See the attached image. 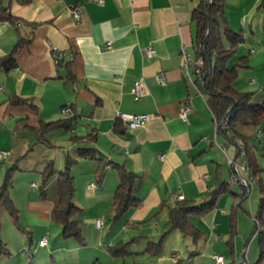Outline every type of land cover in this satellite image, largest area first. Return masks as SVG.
Here are the masks:
<instances>
[{
    "label": "crops",
    "instance_id": "crops-1",
    "mask_svg": "<svg viewBox=\"0 0 264 264\" xmlns=\"http://www.w3.org/2000/svg\"><path fill=\"white\" fill-rule=\"evenodd\" d=\"M198 3L0 0V13L21 22L16 26L0 20V58L12 52L21 36L31 39L15 55V64L0 67V161L18 166L20 159L36 150L43 171L51 161L58 162V169L54 166L61 170L62 156L75 160L70 167L73 199L81 208L77 218L84 237L83 244L65 237L54 219L60 198L58 177L50 178L44 194L35 181L30 185L35 183L39 193L24 182L25 195L11 191L18 220L9 216L12 226L27 233L28 246L5 222L11 234H0L7 252L0 255V264H112L111 247L120 242L129 243L127 257H132L133 264H176L179 259L185 264H219L214 254L223 255V264H264L260 207L264 178L259 189L254 178L246 194L243 186L232 181L228 157L236 156L234 142L217 131L212 96L196 87L184 67L183 47L199 58L197 25L192 18ZM74 9L80 12L79 20ZM225 17L226 24L243 37L235 52L239 58L232 65L238 64L235 86L262 92L264 0H225ZM108 43L111 47H106ZM149 46L156 50L151 58L146 55ZM53 48L64 53L60 65ZM160 72L165 75L163 85L156 80ZM190 73L196 80L193 66ZM138 79L143 80L145 95L135 100L132 88ZM20 98L27 101L18 102ZM185 104L191 107L187 120L180 117ZM65 106L68 114L62 111ZM120 112L148 114L149 120L131 128L119 118ZM68 118L72 119L70 129L58 127L42 134V123ZM236 135L246 138L238 126ZM245 143L250 150L246 139ZM86 149L96 157L83 155ZM2 151L7 152L3 157ZM32 162L22 170L29 171ZM120 167L135 173L139 204L116 220L114 194ZM221 183H225L224 190L210 210L189 214L190 222L200 230L198 237L178 228L169 230L172 207L183 201L212 200V191ZM176 194H183L184 199H176ZM99 218L104 220L101 230L96 226ZM16 235L17 244L11 240ZM163 235L161 251H147L149 243ZM45 236L47 243L40 245ZM97 240L103 247L108 244L110 252L93 247ZM88 246L95 250L86 252ZM13 250L18 255H8ZM28 250H33L31 257L26 256ZM48 254L50 260L42 263L39 259ZM113 261L118 264L117 259Z\"/></svg>",
    "mask_w": 264,
    "mask_h": 264
},
{
    "label": "trees",
    "instance_id": "trees-1",
    "mask_svg": "<svg viewBox=\"0 0 264 264\" xmlns=\"http://www.w3.org/2000/svg\"><path fill=\"white\" fill-rule=\"evenodd\" d=\"M192 18L197 25L196 44L197 56L202 59L201 72L197 74L196 81L201 88L210 94L214 100L219 123L227 120L233 132L236 133V127L239 125L258 126L264 120V99L262 103H254L255 93L252 91H241L235 86L238 76V64L232 67L227 66L228 60L235 54L239 44L243 41V37L239 31L228 26L225 17V0H199V3L192 11ZM1 21H10L16 26H20L21 22L14 19L10 14L0 13ZM20 23V25H18ZM224 40L228 42L225 45ZM31 39L21 36L16 43L12 52L0 58V67L9 68L15 64V55L21 50ZM18 102H26L27 99L20 98ZM72 119H59L55 121L44 122L41 124L42 134L48 130L58 127L70 129ZM225 136L226 133L222 131ZM248 149V147H247ZM83 155L96 157L94 152L86 149ZM101 159V158H98ZM249 167L255 178L257 164L248 149ZM75 160L67 158L66 169L57 170L54 163L49 162L42 171L41 190L45 193L50 178L58 172V186L60 198L56 204L53 215L57 223L63 227V235L65 237H73L79 243H84L80 220L77 215L81 208L75 203L74 181L73 175L70 173V167ZM120 182L114 194L115 219L121 218L130 209L139 204V199L135 196V179L136 175L132 171H127L120 167ZM11 173L8 172L4 183L0 186V216L1 209H7L10 215L17 221L19 211L10 196V180ZM225 183H221L219 187L212 191V200H205L200 204L190 201H183L178 206L169 210L171 229H180L185 234L193 237L200 235V230L189 220V214L195 213L201 215L210 210L215 204L217 195L223 192ZM261 212H264V185L261 187ZM166 235V234H165ZM159 241L150 242L147 251L158 254L161 251L164 236ZM129 243H118L111 247L114 255L125 256L129 253ZM5 248L0 244V255L6 254ZM264 257V245L261 250V258ZM176 264H185V261L179 259Z\"/></svg>",
    "mask_w": 264,
    "mask_h": 264
},
{
    "label": "rangeland",
    "instance_id": "rangeland-1",
    "mask_svg": "<svg viewBox=\"0 0 264 264\" xmlns=\"http://www.w3.org/2000/svg\"><path fill=\"white\" fill-rule=\"evenodd\" d=\"M238 58H239V54L238 55L234 54L232 58H230L227 66L230 67L234 65L237 62ZM240 78H242V76H240ZM251 86L254 87L255 85H251ZM251 91L255 92L254 103H262L264 99V90H262V92H259L260 90L257 91L255 89H251ZM238 130L241 131L244 137H246L245 139L248 141L249 146L251 147L250 151L252 152V157L254 158V161L258 166V168L255 171L256 176H255V181L253 182V184L254 186H256V188L259 189L260 183L262 182V179L264 178V120L258 126L239 125ZM240 137L244 139L242 136ZM40 155L41 154L39 152H37L36 150H33L30 152L29 156H27L26 158L20 159V161L17 162L18 166H14L13 164H10L7 166L6 160L0 161V184L1 185L4 183L7 173L8 172L11 173L10 180L12 184L9 188L10 196H11V191L15 195L18 193L21 195H25L26 191L23 188H21V184L24 182L30 190H32L33 192L39 193L40 189L38 188V186L36 188H32L30 183L32 181H35L37 185H41L42 183V175H41L42 170L41 169L43 168V163L36 158ZM62 158H63L64 163L62 164L61 169L65 170L66 169V158L64 156H62ZM54 159H56V157H54L53 160ZM247 159H248V155H247ZM30 160L33 162H32V165L29 167V169H27L29 171H23L22 170L23 166H25V163H30ZM54 163H56L55 166L58 169V165H59L58 162H54ZM58 175H59L58 172H56L55 174H53L52 177L56 176L55 178L57 179ZM56 187H57V183H56ZM9 214L10 213L8 212L7 209H1L0 234L4 235L5 237H8V235L11 234V232L9 231L5 223V222H8V225H10L12 229L14 228V230H16V232L20 234V236H22V239L24 238L26 240V243L28 246L27 233L24 231H21L20 229H18V227L16 228L12 226V221L10 219ZM11 240L14 242L16 241L15 242L16 244L18 243V241H20L17 235L15 237H11ZM92 245L93 247H96L97 249H100L101 251L108 250L110 252V246L108 244H105L106 247H103L100 245V242L98 240L96 241V243ZM94 250H95L94 248H92L91 246L90 247L88 246V249L86 250V252H89V251L93 252ZM32 251L33 250H28L29 253H27L26 256L31 257V255L33 254ZM10 253L11 254H8V255L14 256V255H18L19 252L18 250H13ZM39 253H38V257H39ZM110 254L112 256V264L114 263L113 261L114 259H117L118 264H133L134 262L132 257L131 258L127 257L129 255L122 256V255H114L113 253H110ZM50 257H51L50 254L44 255L39 260H42L41 261L42 263L47 262V259L50 260ZM99 259H101L100 256H99ZM125 260L128 262L126 263ZM18 263H20V261H18Z\"/></svg>",
    "mask_w": 264,
    "mask_h": 264
},
{
    "label": "built area",
    "instance_id": "built-area-1",
    "mask_svg": "<svg viewBox=\"0 0 264 264\" xmlns=\"http://www.w3.org/2000/svg\"><path fill=\"white\" fill-rule=\"evenodd\" d=\"M98 3H102L103 0H95ZM212 1V0H210ZM80 12L76 9H74V17L76 20L80 19ZM20 25V23L18 24ZM106 47H111L110 43L106 45ZM53 57L56 60L57 64L60 65V62L64 58V53L61 50H58L57 48H53L52 50ZM146 55L151 58L156 55V50L153 46H149L146 49ZM182 55L184 58V67L186 72L189 75L190 80L196 85V87L201 90V85L193 78L192 73H190V67L193 66V72L195 75L199 74L201 72V65L203 63L201 58H195L192 56L191 53H189L186 48H182ZM156 80L159 84L163 85L165 84V75L164 73L160 72L156 74ZM252 82H254L252 80ZM132 94L135 100H140L145 95V87L142 79H138L134 82V86L132 88ZM63 113L68 114L69 108L64 107ZM191 112V107L188 104H185L180 111V117L183 120H187L189 113ZM119 118L129 127L131 128H138L143 126L148 120L149 115L148 114H135V113H129V112H120ZM217 131L222 133L225 132L226 135L232 139L234 142V145L236 147V156L235 157H228V161L231 167V178L233 182H236L243 186V193L246 194L249 192L251 184L254 180V176L251 174L249 170V164H248V149L245 143V140L242 139L240 136L236 135L235 132H233L229 126V123L227 120H222L221 123L217 120ZM223 151L226 153V147H221ZM7 152L2 151L1 157L5 156ZM162 157H165V154H162ZM240 158V159H238ZM91 185H94L93 183ZM37 185L35 183H32V187H36ZM176 199L183 200L184 195L183 194H176ZM96 226L98 229H102L104 226V220L102 218H99L96 220ZM40 245H45L47 243V237L45 236L40 240ZM213 258L215 261L219 264L224 263V257L220 254H214ZM238 264V263H235Z\"/></svg>",
    "mask_w": 264,
    "mask_h": 264
}]
</instances>
